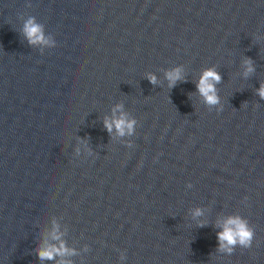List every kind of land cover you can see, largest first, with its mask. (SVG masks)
I'll return each instance as SVG.
<instances>
[{
  "label": "water",
  "instance_id": "1",
  "mask_svg": "<svg viewBox=\"0 0 264 264\" xmlns=\"http://www.w3.org/2000/svg\"><path fill=\"white\" fill-rule=\"evenodd\" d=\"M262 83L264 0H0V264H264ZM118 104L131 135L104 127ZM230 215L255 235L226 255ZM54 225L75 254L41 261Z\"/></svg>",
  "mask_w": 264,
  "mask_h": 264
},
{
  "label": "clouds",
  "instance_id": "2",
  "mask_svg": "<svg viewBox=\"0 0 264 264\" xmlns=\"http://www.w3.org/2000/svg\"><path fill=\"white\" fill-rule=\"evenodd\" d=\"M23 35L28 40L30 45H45L54 47L55 42L50 38L46 37L44 33V26L36 21V18L30 16L23 25ZM245 73L247 77L255 69L253 62L250 58L244 60ZM166 79L169 82V88L175 86L177 81L184 79L182 75V68L176 67L168 70L165 73ZM149 81L152 84L157 83L156 76L149 74ZM222 77L215 67L206 68L196 84L197 91L204 98V101L209 106H215L220 103V98L217 94L215 85L220 83ZM257 95L264 99V83L257 89ZM122 105H116L113 109V115L111 118L105 117L104 127L109 133L115 128L116 132L120 136L131 135L135 131L136 120L129 119L127 114L122 111ZM119 112L117 116L116 113ZM131 146V145H129ZM188 184V187H191ZM203 215V211L197 208L193 211V217H200ZM199 227H203L204 223L201 222ZM217 227L221 230L217 233L218 240V251L231 255L235 249L239 246L241 248H251L254 240V229L250 226L246 218L240 215H230L224 218L222 221L217 222ZM62 233L59 232L58 226L54 225L51 233V240L58 243H49L45 241V244L38 249V256L41 261L52 260L55 257H66L75 254V250L66 247L65 243L61 239ZM121 259H124L122 256ZM58 264H71V261L61 259Z\"/></svg>",
  "mask_w": 264,
  "mask_h": 264
}]
</instances>
